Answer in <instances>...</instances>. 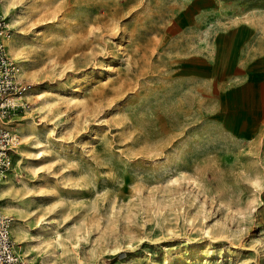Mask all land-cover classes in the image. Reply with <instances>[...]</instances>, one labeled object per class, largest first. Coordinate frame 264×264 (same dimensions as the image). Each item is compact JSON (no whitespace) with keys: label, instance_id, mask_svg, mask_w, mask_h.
I'll list each match as a JSON object with an SVG mask.
<instances>
[{"label":"rangeland","instance_id":"374dc122","mask_svg":"<svg viewBox=\"0 0 264 264\" xmlns=\"http://www.w3.org/2000/svg\"><path fill=\"white\" fill-rule=\"evenodd\" d=\"M0 14L32 87L0 194L27 264H264V0Z\"/></svg>","mask_w":264,"mask_h":264},{"label":"built area","instance_id":"2783aa9c","mask_svg":"<svg viewBox=\"0 0 264 264\" xmlns=\"http://www.w3.org/2000/svg\"><path fill=\"white\" fill-rule=\"evenodd\" d=\"M11 29L0 14V180L12 170V151L18 141L10 123L32 90L31 84L20 76V68L7 52ZM12 219L0 208V264H27L17 253L11 237Z\"/></svg>","mask_w":264,"mask_h":264},{"label":"bare ground","instance_id":"6f19581e","mask_svg":"<svg viewBox=\"0 0 264 264\" xmlns=\"http://www.w3.org/2000/svg\"><path fill=\"white\" fill-rule=\"evenodd\" d=\"M7 5V3L6 2H4L1 6V8H2V10L5 12V9H6V6ZM11 37V36H10ZM9 37V38H10ZM8 38V39H9ZM8 39H7V41H8ZM8 45H9V50L13 53V54H15L16 53V50H17V45H16V43L15 42H13V41H10V42H8ZM18 139V138H17ZM9 187V184H8V182L7 181H3V180H0V194L4 191V190H6L7 188ZM3 210H6V208H4L3 207ZM18 234V233H17ZM19 253H21V255L23 256V258H25L27 261L28 260H30L29 259V257H28V255H26V251L25 250H23L21 247H19ZM21 257V256H20ZM22 258V257H21ZM22 258V259H23ZM24 260V259H23Z\"/></svg>","mask_w":264,"mask_h":264},{"label":"trees","instance_id":"16d2710c","mask_svg":"<svg viewBox=\"0 0 264 264\" xmlns=\"http://www.w3.org/2000/svg\"><path fill=\"white\" fill-rule=\"evenodd\" d=\"M125 255H126V253L120 252V253L114 255L111 259L112 260H117V259H120V258L124 257Z\"/></svg>","mask_w":264,"mask_h":264}]
</instances>
